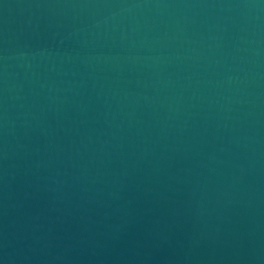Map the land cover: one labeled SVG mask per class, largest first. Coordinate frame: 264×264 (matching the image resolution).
<instances>
[{"label": "water", "instance_id": "water-1", "mask_svg": "<svg viewBox=\"0 0 264 264\" xmlns=\"http://www.w3.org/2000/svg\"><path fill=\"white\" fill-rule=\"evenodd\" d=\"M0 264H264V0H0Z\"/></svg>", "mask_w": 264, "mask_h": 264}]
</instances>
